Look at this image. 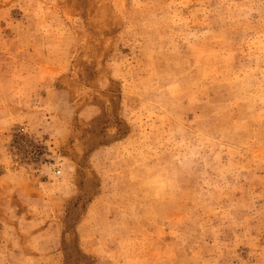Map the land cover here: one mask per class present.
I'll return each mask as SVG.
<instances>
[{
	"label": "rangeland",
	"instance_id": "obj_1",
	"mask_svg": "<svg viewBox=\"0 0 264 264\" xmlns=\"http://www.w3.org/2000/svg\"><path fill=\"white\" fill-rule=\"evenodd\" d=\"M0 264H264V0H0Z\"/></svg>",
	"mask_w": 264,
	"mask_h": 264
}]
</instances>
